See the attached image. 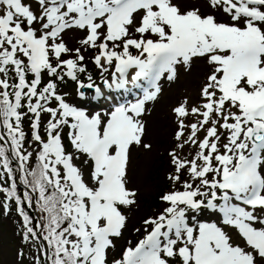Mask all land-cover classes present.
Segmentation results:
<instances>
[{
	"label": "snow or ice",
	"instance_id": "obj_1",
	"mask_svg": "<svg viewBox=\"0 0 264 264\" xmlns=\"http://www.w3.org/2000/svg\"><path fill=\"white\" fill-rule=\"evenodd\" d=\"M34 3L0 0V193L15 202L24 240L43 241L46 264H108L123 209L136 203L127 165L146 105L162 77L204 61L197 103L172 108V187L111 264H264V0H207L206 11L177 0ZM68 33H83L77 46ZM67 80L74 96L59 90ZM105 88L142 95L87 110Z\"/></svg>",
	"mask_w": 264,
	"mask_h": 264
},
{
	"label": "rangeland",
	"instance_id": "obj_2",
	"mask_svg": "<svg viewBox=\"0 0 264 264\" xmlns=\"http://www.w3.org/2000/svg\"><path fill=\"white\" fill-rule=\"evenodd\" d=\"M189 1L192 2L191 0ZM25 2H31L33 7L34 8L36 7L34 0H25ZM195 62H199V61H193L192 65H194ZM87 69H88V73H91L93 75V79L96 80L97 83H100L98 81L99 70L95 67L93 63H91V61H87ZM190 72H192V67L190 70L182 65L177 67V80L179 81L178 94L175 96L173 100L169 101L166 104L167 109L165 108L164 122H163V126L160 128V131H165L164 133L165 138L162 141H160L159 144V146L162 149L158 150L159 152H157V154H155L152 157L150 162L151 168L148 170L147 175H145L146 182L151 186V188L149 189V192L146 194H142V195L138 194L135 197L136 203L130 206L129 207L130 209L129 208L123 209L124 213L129 212L133 207L136 208L138 207V209L141 211V214L144 215V217L151 216L152 213L156 211L159 204L161 203L159 200V196L163 192L169 191L172 187L170 182L166 179L168 173L171 171L167 151L170 150V148L173 146L172 141H173V133L175 130L172 108L176 106L179 102H182L184 99L188 100L189 106L197 103L199 99L200 89L204 84L206 78L205 76H201L202 75L201 74L200 77L194 79L196 81H194V85H193V76H192L190 82L188 84H185L184 75L190 74ZM85 77L86 74L85 76H82V78ZM59 90L63 93L73 92L75 90V84L71 80H67L65 83H61L59 85ZM105 90H104L105 95L101 98H97L100 102L105 101L110 96V93H106ZM125 98L128 99L130 98V96H126ZM106 105L107 104L103 106L102 104L97 107V105L92 104V105H87L86 107L100 108V109L102 107L103 108L105 107L104 109H106L108 106H110V104H108L107 106ZM23 126L26 133L29 134V138H30V121L25 119ZM0 131H2V129H0ZM41 131H43V126L41 128ZM65 144L66 145L68 144V141L66 139H65ZM161 175L165 177L164 179L165 181L162 180V183L160 182L156 183V180ZM2 183L4 182L0 181V184ZM4 203L9 204L8 209H5L3 207ZM22 229L23 227H22L21 216L17 212L14 201L6 200L4 194L0 193V264L7 262H10V264H35V258L38 255L40 256L41 264H45V257L43 256L42 253L38 252L40 242L34 241L31 238L28 241H25L23 238ZM142 235H143L142 232L141 233L135 232V230L132 229V224L127 223V226L123 230L121 237L114 238L113 242L115 247L109 250L108 264H111L113 259H119L120 256L122 255L123 250L129 246V242H131V244L134 246L135 240L140 236L142 237Z\"/></svg>",
	"mask_w": 264,
	"mask_h": 264
},
{
	"label": "bare ground",
	"instance_id": "obj_3",
	"mask_svg": "<svg viewBox=\"0 0 264 264\" xmlns=\"http://www.w3.org/2000/svg\"><path fill=\"white\" fill-rule=\"evenodd\" d=\"M191 1L193 3L190 2L189 0H177L178 3H182L188 6L200 7L202 11L207 10L206 8L207 0H191ZM82 35L83 33L82 34L81 33H68L65 36V40L69 44L70 47L77 46L76 42ZM208 71L209 69L206 63L201 62V61L195 62V64L192 65V72H190V74L184 75V83L188 84L190 82V79L193 76V85H194V81H196L194 79L200 77L201 74H202L201 76L206 77V75L208 74ZM98 81L100 82V80ZM177 81H178L177 78L174 79L173 81H168L166 77L164 78L162 77L160 81L161 93L159 94L158 98L155 101L147 103L146 111L144 112L141 118L145 125V132L142 137V144L139 146L132 145L130 147L129 160H128V165H127V180H128L127 187L130 190L135 191L136 196L138 194L142 195V194L148 193L149 189L151 188V186L146 182L145 175H147L148 170L151 168L150 162H151L152 157L155 154H157V152H159L158 150L162 149L159 146V144H160V141H162L165 138L164 136L165 131H160V128L163 126L166 104L169 101L173 100L175 96L178 94L179 81L178 83ZM108 91L111 93L110 98L106 99L103 102L98 101L97 98L89 99L85 107L87 105H92V104L97 105V107L102 104L103 106L105 104L107 105L110 104V106H108L106 109H104L105 107L104 108L102 107L101 109L86 107V109L91 112L105 111V110L111 109L117 104L134 101L137 98V97L128 98V99L125 98V96H128V92H125L123 90L119 91L115 89L113 90L108 89ZM68 94L74 96L75 90L73 92H69ZM89 94L90 96L94 97L93 91H91ZM75 98L79 99L78 97H75ZM143 144H150L151 148H144ZM164 179L165 177L161 175L156 180V183L158 182L162 183V180ZM162 206L163 205L160 203L158 208L156 209L154 213H152V215L157 213L162 208ZM124 214L128 217V224H132L133 230H135L136 228H139L141 226L142 220L146 218L144 217V215L141 214V211L138 209V207L137 208L133 207L129 212H126ZM208 219H209V222L214 221V222H217L218 224L221 223L220 219H218L217 217H210ZM140 238L142 237L141 236L138 237L135 240V243H137ZM3 264H10V262L3 263Z\"/></svg>",
	"mask_w": 264,
	"mask_h": 264
},
{
	"label": "trees",
	"instance_id": "obj_4",
	"mask_svg": "<svg viewBox=\"0 0 264 264\" xmlns=\"http://www.w3.org/2000/svg\"><path fill=\"white\" fill-rule=\"evenodd\" d=\"M13 168L15 169V164H13ZM16 183H17V192H18V194H20L22 196L23 191H24V185H23V183L19 179V174H17ZM24 208H25V211L29 214V216L33 218V222L35 223V220L39 216V213L37 212L35 205H33V207L29 208L27 206V204L25 203L24 204Z\"/></svg>",
	"mask_w": 264,
	"mask_h": 264
}]
</instances>
